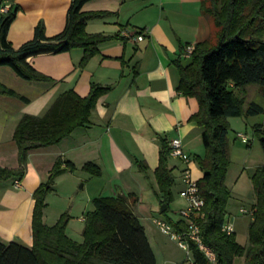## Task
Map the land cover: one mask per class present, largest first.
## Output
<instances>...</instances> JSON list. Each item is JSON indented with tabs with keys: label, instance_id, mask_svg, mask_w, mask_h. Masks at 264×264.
I'll use <instances>...</instances> for the list:
<instances>
[{
	"label": "crops",
	"instance_id": "0c3cea01",
	"mask_svg": "<svg viewBox=\"0 0 264 264\" xmlns=\"http://www.w3.org/2000/svg\"><path fill=\"white\" fill-rule=\"evenodd\" d=\"M11 1L19 9L9 25L7 38L18 47L33 36L39 22L43 23L46 35L62 30L71 0H2L0 8ZM82 9L110 12L88 20L87 32L118 34L101 42L99 51L84 65L79 64L81 48L42 52L27 58L51 80L25 79L11 67L0 65V82L29 99L23 101L0 94V166L18 165V149L12 135L24 113L41 115L67 89L84 96L92 82L109 87L98 97L86 125L76 127L57 143L29 150L22 179L0 181V239H17L31 245L33 191L47 178L56 158L61 157L70 160L76 169L58 175L46 195L43 213L46 224H54L61 213L67 212L65 232L81 241L84 215L93 209L94 197L132 192L137 196L133 211L144 226L156 264H193L192 256L152 220L155 215L181 220L179 209L186 201L179 191L183 187L181 174L185 163L168 158L175 178L173 199L168 205L165 203L171 214L161 213L163 202L156 192L154 169L159 161L161 140L168 142L179 137L192 157L189 167L193 178L198 180L203 175L194 159L205 151L202 127L189 119L198 103L178 90L180 75L176 61L187 63L191 55L181 56L184 45L211 37L213 24L201 12V0H87ZM138 30L144 35L140 40L132 35ZM253 96L264 100L259 91ZM87 161L100 167L99 175L82 169ZM137 161H144L148 168L140 169ZM80 181L83 183L78 185ZM225 221L230 222L228 216ZM237 259L242 264V257H237L234 264Z\"/></svg>",
	"mask_w": 264,
	"mask_h": 264
},
{
	"label": "trees",
	"instance_id": "16d2710c",
	"mask_svg": "<svg viewBox=\"0 0 264 264\" xmlns=\"http://www.w3.org/2000/svg\"><path fill=\"white\" fill-rule=\"evenodd\" d=\"M87 0H71L62 30L46 35L42 22L35 25L33 36L14 47L7 38L10 23L19 5L10 2L0 14V65L11 67L17 75L29 80H51L36 70L27 58L49 51L83 50L80 65L99 51L98 45L118 34L87 32L88 20L103 17L108 11H85ZM0 0V5L2 4ZM201 12L213 24L211 37L196 42L189 61L178 59V90L194 97L198 109L189 119L202 127L203 155L194 159L203 171L197 180L204 200V214L200 219V235L215 254L211 261L190 240L193 264H234L237 257L242 264H264V163L256 165L251 175L255 200L252 218L248 223V242L237 241L235 231L222 229L230 190L225 184L230 163L227 133L230 116L249 117L264 112V106L251 98L259 91L264 96V0H201ZM109 87L92 82L89 92L81 96L73 89L59 93L41 115L24 113L18 120L13 140L18 149L16 167L0 166V181L22 179L27 168L29 150L48 146L68 136L76 127L89 122L91 110L98 97ZM0 94L29 99L0 82ZM253 133L264 152V119L253 123ZM169 145L161 140L159 161L154 169L161 202L167 205L173 199L175 178L168 166ZM146 170L144 161H137ZM68 159L57 157L47 178L33 191L31 217L32 243L17 239H0V264H156L155 255L147 239L144 226L133 211L137 196L132 192L92 199L93 209L84 215L82 240L77 241L65 232L69 214L63 212L57 221L48 225L43 220L46 195L55 179L66 171H74ZM82 169L99 175L100 167L87 161ZM167 208L161 213L166 214ZM167 220L180 231L181 220Z\"/></svg>",
	"mask_w": 264,
	"mask_h": 264
},
{
	"label": "rangeland",
	"instance_id": "374dc122",
	"mask_svg": "<svg viewBox=\"0 0 264 264\" xmlns=\"http://www.w3.org/2000/svg\"><path fill=\"white\" fill-rule=\"evenodd\" d=\"M262 39L264 40V33ZM251 98L259 101L264 106L263 98L257 99L253 95ZM263 119L264 112L247 118L232 116L227 133L230 163L227 168L225 184L230 190V196L227 201L225 216L229 217L230 222L235 228L237 241L244 245L248 242L247 226L251 214L248 211H243V208L252 210V204L255 200L251 175L256 165L264 163V152L258 137L253 133L252 125ZM237 131L245 133L249 137V140L243 142L240 137L236 135ZM81 183L83 182L80 181L78 185H81ZM53 209H55V207L52 208V210ZM51 212L50 210V215ZM170 212V210L166 211L168 214H171ZM77 224H80L79 221ZM184 251L186 252L185 249ZM184 256L187 259L186 253ZM239 263H241V261L237 259L236 264Z\"/></svg>",
	"mask_w": 264,
	"mask_h": 264
},
{
	"label": "built area",
	"instance_id": "2783aa9c",
	"mask_svg": "<svg viewBox=\"0 0 264 264\" xmlns=\"http://www.w3.org/2000/svg\"><path fill=\"white\" fill-rule=\"evenodd\" d=\"M7 7L8 5L5 4L0 8V10L4 12ZM124 32L128 33L127 30H124ZM132 35L134 36V38L139 40L144 37L141 30L135 31ZM194 46L195 44L193 43H186L181 52V56H190L194 49ZM236 135L240 137L243 142H247L249 140V137L241 131H237ZM168 145V155L173 158H178L185 163L181 174L183 187L179 191L180 195L186 201L185 206L179 209V215L184 224V229L180 231L176 230L166 218H163L159 215L153 216L152 220L159 228V230L175 239L178 245L185 249L189 256L191 255L189 241L192 240L197 243L198 248L201 249L211 261H214V251L209 245L203 242L200 235V219L204 214V200L199 193L197 180L193 178L189 167V162L191 161L192 157L183 148L182 141L179 137L170 139L168 141ZM15 185H18L17 180L15 181ZM243 211H248L252 217V210H246L245 208H243ZM222 229L226 232H231L234 230L232 224L228 221L223 222Z\"/></svg>",
	"mask_w": 264,
	"mask_h": 264
},
{
	"label": "water",
	"instance_id": "95a60500",
	"mask_svg": "<svg viewBox=\"0 0 264 264\" xmlns=\"http://www.w3.org/2000/svg\"><path fill=\"white\" fill-rule=\"evenodd\" d=\"M165 207H166V204H165V203H163V204L161 205V208H160V210H161V211H163V210L165 209Z\"/></svg>",
	"mask_w": 264,
	"mask_h": 264
}]
</instances>
